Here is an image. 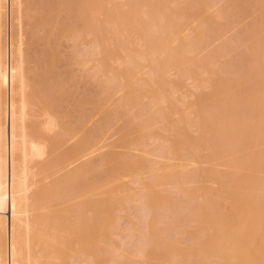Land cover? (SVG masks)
<instances>
[{"label":"rangeland","instance_id":"obj_1","mask_svg":"<svg viewBox=\"0 0 264 264\" xmlns=\"http://www.w3.org/2000/svg\"><path fill=\"white\" fill-rule=\"evenodd\" d=\"M22 1L38 263L264 264V0Z\"/></svg>","mask_w":264,"mask_h":264},{"label":"bare ground","instance_id":"obj_2","mask_svg":"<svg viewBox=\"0 0 264 264\" xmlns=\"http://www.w3.org/2000/svg\"><path fill=\"white\" fill-rule=\"evenodd\" d=\"M233 1H235L236 3L238 0H233ZM22 2H23L22 0H0V264H39L38 263L39 260L32 253L36 250V249L35 250L33 249L35 248L34 246L36 245V243L33 242V233L36 232L35 231L37 230L36 227H38L39 224L42 226H45V223H47L42 220L48 219L46 217L47 215L45 216L46 214L45 212L49 211L51 204L49 203V197H47L48 196L47 187L41 186L35 191H30V190H31V186L36 184L35 182L40 179V176L42 174L47 173L51 168H53V166L55 165L56 159H57L55 158L56 157L55 154L57 153L55 152V150H53L55 149L53 147L54 145H52L53 142L50 141L46 137L38 135L36 132H34L35 130L33 131L32 126L30 125V119H31L30 117L32 115V111L30 110L31 101L29 100L30 98L28 95L29 89L27 88V84L29 82L28 80H25L26 77H25V73L23 70L24 69L23 68V61H24L23 52L25 50H23V47H22V44L24 43V41L23 39L21 40L22 31L20 29L21 27L20 18H22L23 16V15L21 16L22 14L21 6H23ZM68 2L66 1V5ZM92 9L93 8L91 7V10ZM123 15L124 14H122V16ZM155 15H156V18H155ZM147 18L152 20L153 23L156 25L158 21H159L158 22L159 24L162 23L161 25L158 24V26L161 27L164 31H166V28L168 26H170L169 24L168 25L165 24L164 16L160 13H158L157 15L154 10L150 11L147 14ZM81 20L79 22L82 23ZM122 20H124V18H122ZM95 25L96 24H94L93 27H95ZM69 28L70 26L68 27V29ZM78 28H80V26ZM78 28H75L76 29L75 31L80 30ZM81 29H83V27ZM103 41L105 43V40ZM93 42L95 43V41ZM96 46H99V45L97 44ZM141 47L142 46H140L139 48ZM96 49L97 48H95V50ZM140 54H142V52H140ZM130 61H128L129 66L131 64ZM134 63H137V61L134 62L133 60V65H135ZM131 67H132V64H131ZM150 108H152V106ZM144 118L145 119L147 118V120L148 119L151 120L149 116L144 117ZM146 122H144V124H146ZM54 124H56L54 122V119L50 118L49 116V118L46 120V126L51 127ZM148 124H150L149 121H148ZM148 124H146V126ZM88 145L89 144L87 143L85 146H83L82 150L83 148H86V146ZM65 156H68V155H65ZM39 157L40 158L44 157L47 160L44 159L45 162L42 161L39 163L36 160ZM86 166L87 165H85L84 168ZM82 169L83 168H81L79 165L78 168L74 169L72 174L77 173L79 175V172ZM84 171L86 172V169L82 170V173ZM49 218H53V217L50 216ZM54 220H57V219H54ZM19 221H22L23 223V229L21 230H20L21 227H20ZM48 221L50 222L49 219ZM50 223H54V221L53 222L51 221ZM54 224L56 225V223ZM52 225L51 227L53 228L54 226ZM56 228L58 229V227ZM56 228L54 227L53 230L55 231ZM43 229H42V233L45 230ZM48 232H49V229H48ZM50 232L52 233L50 235H54L52 230H50ZM56 233L58 232H55V234ZM58 235L60 234L58 233L57 235H54V236L57 237ZM54 236H53V239H56L54 238ZM85 240L83 242H85ZM48 246H51V248H49ZM56 247L54 249L52 245H47V243H46V247L44 246L45 249L47 248L46 249L47 252L49 251V249H52L49 251L50 253H53L54 250H56ZM41 251L45 255L46 251H43V249H41ZM50 253L49 255L47 254V256L56 257L55 253L54 255L53 254L50 255ZM81 254L83 256V252ZM55 257L53 258L55 259ZM85 259L88 260V257L86 256L85 258L81 257V260H83V263L85 262ZM83 263L81 262V264Z\"/></svg>","mask_w":264,"mask_h":264}]
</instances>
